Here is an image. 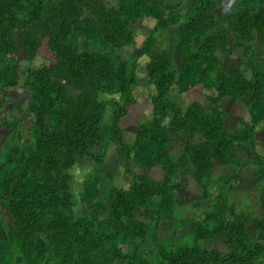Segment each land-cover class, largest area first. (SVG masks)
<instances>
[{
    "label": "trees",
    "instance_id": "trees-1",
    "mask_svg": "<svg viewBox=\"0 0 264 264\" xmlns=\"http://www.w3.org/2000/svg\"><path fill=\"white\" fill-rule=\"evenodd\" d=\"M18 1L0 0V56L21 49L24 59L33 58L49 37L57 60L55 72L62 73L80 91L71 93L51 77L50 66L34 71L35 77L41 78L33 100L43 133H37L33 156L21 174L6 173L13 160L0 166V202L12 215L0 223V264L5 258L4 246L12 256L20 257L22 264H40L43 260L49 264L53 259H60L62 264H119L122 259L124 264H264V172L257 177L256 202L246 192L239 194L234 181L239 174L235 172L246 166L235 149L241 145L240 136L225 124L226 110L208 112L200 102H194L183 111L162 94L154 95V115L163 117L168 110L173 119L168 127L154 120L143 124L130 147L125 144L121 120L137 104L136 73L122 84L121 101L109 105L100 99L101 94L115 91L111 81L118 77V68L113 46L125 54L135 45L129 0H37L29 17L17 14ZM88 1L91 7L87 10L83 3ZM175 2L168 13L155 14L158 24L145 44L152 62L150 82L162 88L175 69L178 82L184 83L196 75V65L204 57L205 71L219 92L233 100L264 102V68L257 72L262 80L246 77L240 65L228 73L222 68L220 55L227 50L230 36L243 44L246 53L256 55L258 44H264V0H248L224 22L216 19L218 0H197V12L186 18L181 14L182 6ZM219 25L225 30L207 37L208 31ZM169 27L176 30V40L166 46L158 44L155 34ZM198 37L207 38L196 48ZM80 38L89 40L91 49L79 51ZM178 57L180 65L176 64ZM14 70L0 71V79ZM108 106L112 114L107 121ZM47 112L52 120L59 119L53 129L46 122ZM253 119L261 120L262 115L253 113ZM154 126L159 139L182 141L178 155L161 145L159 152L145 161L150 169L163 171V176L156 179L148 171L136 174L128 162L127 172L134 177L135 186L111 187L105 203H90L86 216L77 217L74 201L65 195L71 186L67 171L75 153L90 142H99L103 156L112 145L116 155L129 156L153 140L148 129ZM246 134L254 137L255 126L247 125ZM216 162L221 167L218 175L211 170ZM189 166L197 173L210 174L219 184L216 193L206 191L202 195L210 210L206 226L190 231L177 246L159 243L146 249L155 226L167 213L182 228L194 221V217L176 213L173 198L174 177ZM18 177L33 183L19 186ZM7 184L12 188L9 192ZM147 212L151 213L148 219L144 217ZM113 238L132 246L133 251L119 253L110 244Z\"/></svg>",
    "mask_w": 264,
    "mask_h": 264
},
{
    "label": "rangeland",
    "instance_id": "rangeland-1",
    "mask_svg": "<svg viewBox=\"0 0 264 264\" xmlns=\"http://www.w3.org/2000/svg\"><path fill=\"white\" fill-rule=\"evenodd\" d=\"M36 2L37 0H19L17 4V14L20 17H29L33 11V8L36 5ZM83 7L88 10L91 7L90 1L83 3ZM48 40L49 37H46L43 40V43L38 50V53L33 58L24 59L25 55L24 53H22L21 49L18 51L5 52L2 53L0 56L1 57L0 71H4L7 68L15 69L14 71H11L9 73H4L3 75H1L2 78L0 79V150H2V152L0 151V166L2 167L7 160L14 161L10 169L6 171L7 174L12 175L16 171H17L16 173L21 174L27 161L33 156V148L37 137V133H43V130L39 127L37 120L39 115L38 107L36 104L37 102L33 100V96L38 94V90L41 85L40 83L41 78H36L34 75V71H36L37 69L40 70L43 67L45 68L46 66L47 67L50 66L51 77L60 80L63 84H65L69 88V91L71 93H76L80 91L79 88H76L73 84L68 83L67 80L62 76V73L59 74L58 72H55V70L58 68L57 60L55 54L51 50L50 42H48ZM92 46L93 44L89 40H85L81 38L78 40L79 51L83 53L91 49ZM113 48H114L113 51L114 61L116 62L118 68V77L114 81H111V84L114 86V90H118L120 92V88L122 87V84L126 81V79H128L131 76L129 71H131L132 69L135 70V66L133 67L132 65L130 67V70H127L128 68L127 64L116 59V57L121 53L119 52L118 47L113 46ZM131 48H133V46H130L127 49H131ZM245 59L251 61L250 58H244V60ZM131 64L133 63L131 62ZM176 64L177 65L181 64V60L179 57L177 58ZM234 64L235 61L232 63V65ZM221 65L223 66V62L221 63ZM233 68L231 67V72ZM259 68H263V65L257 68V72L259 71ZM175 73L176 74L173 76L172 79L174 85L177 83L179 79L178 73L177 72ZM244 73H246V70H244ZM248 75L249 76L246 77L254 80L258 79L257 78L258 75L257 77L253 76L251 73H249ZM25 90H31L32 95L29 99L25 100L23 103H19L18 102L19 93H22ZM108 93H112V92H108ZM140 93L142 94L143 91L141 90ZM148 94L149 95H147L146 98L149 101L152 100L154 95H157V92L156 90H149ZM219 95L221 98H224V100L226 99L228 101L226 103L232 101V100L231 101L228 100L226 97L229 96H227L224 93L220 92ZM104 98H107L105 102H108L109 105L111 101H114V100H109L111 97H104ZM101 100H103V98ZM233 101H237V100H233ZM246 105L247 102H245V106ZM131 112L132 109L128 113ZM111 114H112L111 106H108L105 114V119L110 120ZM249 116H250V112L249 110H247L246 112H244V115L240 117L248 118ZM45 117L47 124H49L52 129L56 127V125H58L59 119L54 118L52 120L48 112L45 115ZM233 120H234L233 116L227 120L228 121L227 125L230 130H233L235 126ZM165 121L167 123L168 119ZM200 138L201 137L197 136V140H200ZM160 141H161L160 146L161 145H163L164 147L167 146L176 155L180 153V151L178 150L179 146L182 144V141L180 139H175V141H171V142L168 140L163 141L161 139ZM100 145L101 144H98V142H90L89 145L86 146L85 148L84 147L80 148L74 155V160L71 167L74 166L75 168L77 166L78 169H86L87 166L92 171L89 172V174L91 175L88 178L91 179L92 177H94L98 181L99 179L97 175L102 174L106 176L105 178L107 179L108 183H112L113 185H116L119 188L131 189L132 185L135 182L134 177L127 172L126 167H124L125 170L124 169L122 170L119 167L120 165L119 163H116L115 161L112 162V159L113 160L115 159L114 156L110 155V151L108 154L109 156H103L102 154L103 146L100 147ZM136 152H138V150L135 151L132 150L130 153L133 159V162L132 160L129 162L131 168L132 165L137 166L140 168L139 172L143 173L145 171H148L149 174H151L154 178L160 179L163 173L159 170L150 169V167L145 163L144 160H141L140 158L138 159L135 156ZM237 152L239 155H243L241 148L237 147ZM123 156L124 158L126 157V155ZM103 165H105V167L102 168L103 170L105 169L106 171L105 173L100 171ZM249 167L256 168L258 167V165L257 163H251ZM211 170L215 175L220 174V170H221L220 164L216 162L212 166ZM68 174L70 175L71 178V172L70 173L68 172ZM74 177L76 178L81 177L78 175V171L76 173H73V178ZM257 177L258 175L256 172L252 171V173H247L245 172V170L241 172V176L238 179L234 177V181H236L235 187L239 192V194L241 195L243 192H246L248 193V196L251 198V200L255 202L258 199V196L255 193V188L257 185ZM174 179H175V184L173 186L174 189L173 198L177 203L176 213L179 214L181 213V215H183V217L186 218L194 217L196 221L193 222L189 227L182 228L179 227L177 224H175V222L172 221L171 214L167 213L166 216L155 226L154 234L150 242L144 245L145 248L147 247L146 249L150 248V244H159V243H164L172 247L177 246L181 241L185 239V236H187L190 233V231L194 230L195 228L197 229L199 227L206 226V223L204 221L209 215L210 210L208 208L206 200L202 199V195L206 191L211 195L216 193L219 186L218 181L215 179V177H212L210 174L195 172L193 166H189L186 170L177 173ZM16 183L19 186H23V185L31 186L33 181L18 177ZM98 183H100V181H98ZM73 185L75 186V189L73 188L74 192L79 193L77 199L81 200L80 193L82 191V188L78 186L76 182ZM71 187L72 186H70V188ZM7 189L9 192L12 188H10V186L7 184ZM69 189L67 191H69ZM107 192L106 190H103L102 194L107 195ZM97 193L99 194L98 191ZM243 208L246 209V205H244ZM144 217L148 219V217H151V213L148 212L145 213ZM10 218H12L11 213L0 202V222H4ZM110 244L114 249L118 250L119 253L121 254L127 252L128 250L133 251L134 249L132 246L127 247L126 243H124L121 239H114V238L110 239ZM5 249L7 251V246H4L3 248L5 252V258L2 259L3 264H22L19 262L18 260L19 258H16L10 254L7 255ZM124 263H125L124 259L119 261V264H124ZM40 264H48V263H46L45 260H43ZM49 264H62V262L60 259H53Z\"/></svg>",
    "mask_w": 264,
    "mask_h": 264
},
{
    "label": "crops",
    "instance_id": "crops-1",
    "mask_svg": "<svg viewBox=\"0 0 264 264\" xmlns=\"http://www.w3.org/2000/svg\"><path fill=\"white\" fill-rule=\"evenodd\" d=\"M175 1L176 0H129V4L131 7L130 27L134 30L135 33V45L133 46V48L127 49L125 55L120 53V55L116 57L117 60L127 64V70H130V67L132 65L133 67L135 66V70L132 69L131 71H129V73L132 74L134 72L138 77L136 83L138 86L134 92L137 96V104L133 106L132 112L127 113L121 120V127L124 133L125 144L130 147L134 146L138 138L140 127L145 123H149L154 120L156 123L161 124L163 127H168L171 123L173 119V113L166 110L163 117L155 116L154 104L152 100L148 101V99L146 98L147 95H149V90H156L157 94H162L165 98H169L170 100L174 101L183 111H186L187 108L194 102H200L203 105L204 109L208 112H212L217 109H225L226 126L228 127L227 120L233 116V122L235 126L233 130H230L229 127L228 129L230 130V132H235L240 136L241 145L236 146L235 149L237 150V147L241 148L243 155H239L238 152L237 154L242 163H244L246 166L243 170H245V172L247 173H252V171L256 172L259 176L264 172V102L251 101V99L249 98H240L237 101H233L232 98L226 97L228 100H232L231 102L226 103L228 101L220 97V92L213 85V79L207 73V71H205L207 68V63L204 57H202L196 65V75L191 77L184 83H180L177 81L175 85L173 84L172 79L176 74L175 69H172V78L167 83H165L162 88H160L157 83L150 82L149 74L150 70L152 69V62L150 61V58L146 52L145 44L151 37L155 27L158 24V19L155 17V14L168 13L175 6ZM177 1L182 6L181 14L185 18L190 15H194L198 10L199 6L197 0ZM218 1L219 6L216 9L215 13L216 19L221 22L226 21L234 9H238L239 7L246 5V3L248 2V0ZM224 30L225 29L221 25H219L215 29L209 30L207 37ZM175 34L176 30L174 29V27H169L167 29L159 30L155 34V37L158 40V44L166 46L168 43L174 42L176 40L174 39ZM207 37L196 38V48L200 47V45L206 41ZM258 47L259 50L257 51L256 55L252 56L251 54L245 52V49L241 42L234 40L230 36V43L227 46V50L223 54H221L223 62L222 68L226 72L231 73V67L233 68V66L235 67L236 65H241L243 71L246 70V76H249L248 74L251 73L253 76L257 77V68L262 65L264 68V44L259 43ZM244 58H250L251 61H248V59L244 60ZM234 61L235 64L232 65ZM131 62L133 64H131ZM139 74L145 76L140 77ZM257 78L262 80V75L260 74ZM141 90L143 91L142 94L140 93ZM104 97H111L109 100L121 101V93L118 90H115V92L112 93H103L101 94L100 99L103 98V100L105 101L107 98ZM245 102H247L246 106ZM247 110H249L250 116L248 118H241L240 116H243L244 112H246ZM253 113H259L260 115H262V119H253ZM167 119L168 122L166 123L165 120ZM247 125L255 126L256 135L254 137L247 136ZM148 133L151 137H153V140L145 142V144H143L142 146V149L138 150V152H136L135 154L138 159L140 158L144 161H146L148 158H151L154 154H157L159 152L161 144V141L158 138V128H156L155 126L150 127L148 129ZM98 144L101 143L98 142ZM100 147H102V145H100ZM0 151L2 152V150ZM109 151L110 155L114 156L115 159H112V162L115 161L116 163H119V167L122 170H125L124 167H126V164L128 162H130L131 160L133 162L132 155H129L130 157L126 156L125 158L123 155H116V148L113 145L109 148ZM109 151L107 153V156H109ZM251 163H257L258 167H249ZM104 167L105 165H103L100 169V171H102L103 173L106 172L105 169H102ZM134 167L135 166L132 165V169ZM152 170L161 171L158 167H153ZM77 171L78 175L81 177L73 178V173H76ZM242 171H240V173L235 172V174H239L236 179L241 176ZM68 172H71L72 187L69 189V191H66L65 195L70 200L74 201V212L77 217L86 216L87 206L90 203L106 202L107 195L102 194L103 190H106L107 192L108 189L113 186L118 187L116 185H113L112 183H108L107 179L105 178L106 176L102 174L97 175L99 179L98 181H100V183H98V181L94 177H92L91 179L88 178L91 175L89 174V172L92 171L87 166L86 169H78L77 166L75 168L74 166H72L70 169H68ZM145 172H140L139 174H144ZM161 172L163 173V171ZM75 182L82 188V191L80 193L81 200L77 199L79 193H75L73 190V188L75 189V186L73 185ZM133 186H135V182L132 187ZM97 191L99 192V194L97 193ZM195 221L196 219H194L193 222ZM6 254L11 255L9 248H7ZM14 257L19 258V262L22 263L20 257Z\"/></svg>",
    "mask_w": 264,
    "mask_h": 264
},
{
    "label": "water",
    "instance_id": "water-1",
    "mask_svg": "<svg viewBox=\"0 0 264 264\" xmlns=\"http://www.w3.org/2000/svg\"><path fill=\"white\" fill-rule=\"evenodd\" d=\"M139 76L140 77H143V76H145V75H142V74H139ZM31 95H32V91L31 90H25V91H23L22 93H19V99H18V102L19 103H23L25 100H27V99H29L30 97H31ZM133 170H134V172L136 173V174H139L140 172V170H139V167H134L133 168Z\"/></svg>",
    "mask_w": 264,
    "mask_h": 264
}]
</instances>
